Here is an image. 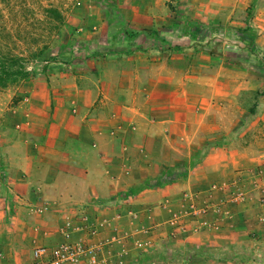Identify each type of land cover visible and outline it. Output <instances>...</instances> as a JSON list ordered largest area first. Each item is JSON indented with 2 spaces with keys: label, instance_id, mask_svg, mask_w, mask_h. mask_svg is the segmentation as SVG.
Here are the masks:
<instances>
[{
  "label": "rangeland",
  "instance_id": "374dc122",
  "mask_svg": "<svg viewBox=\"0 0 264 264\" xmlns=\"http://www.w3.org/2000/svg\"><path fill=\"white\" fill-rule=\"evenodd\" d=\"M212 1L0 0V71L4 67L8 75L0 86V227H7L10 237L20 205L11 192L16 176L11 150L29 144L27 117L37 115V100L51 93L52 76L81 83L132 70L134 81L144 83L143 102L156 98L181 118L197 115V134H207L193 148L196 153L264 149V120L259 119L264 115V44L257 41L264 26L257 24L253 0L231 23L215 18L220 11L210 10ZM20 71L29 75L23 78ZM193 97L196 103L188 111L182 102L190 99L192 105ZM237 161L233 154L226 179L214 180L217 187L203 192L224 204L223 219L217 211L207 217L182 213L184 229L179 233L168 223L171 234L149 242L134 264H264V232L253 220L264 216V159L246 166ZM23 207L41 213L36 203ZM249 207L262 211L257 216L242 211ZM222 223L226 236L220 234ZM190 225L199 234L211 231L212 245L195 242L198 233L189 234ZM46 245L34 240L22 248L28 252Z\"/></svg>",
  "mask_w": 264,
  "mask_h": 264
},
{
  "label": "crops",
  "instance_id": "0c3cea01",
  "mask_svg": "<svg viewBox=\"0 0 264 264\" xmlns=\"http://www.w3.org/2000/svg\"><path fill=\"white\" fill-rule=\"evenodd\" d=\"M253 1L257 24L264 26V0ZM212 2L210 10L220 11L215 18L231 23L251 1ZM262 32L257 41L264 44ZM52 78L51 93L37 100V115L27 117L29 144L20 142L19 149L11 150L16 174L11 192L20 205L8 229L12 236L0 227V264H32L31 250L22 247L34 240L53 247L66 237L97 248L98 264H134L149 242L171 234L168 223L179 233L184 229L182 213L207 217L217 211L223 219L224 204L203 192L217 187L214 180L226 179L233 154L237 165L264 159V149L196 153L193 148L207 134H197V115L188 112L181 118L156 98L143 102L144 83L134 81L132 70L81 83L67 75ZM195 103L193 97L192 105L190 99L182 105L190 111ZM31 203L41 208L39 215L23 207ZM259 210L242 211L257 216ZM254 218L263 233L264 216ZM187 228L189 234L195 230ZM219 230L226 236L223 223ZM197 236L195 242L212 245L207 228Z\"/></svg>",
  "mask_w": 264,
  "mask_h": 264
},
{
  "label": "built area",
  "instance_id": "2783aa9c",
  "mask_svg": "<svg viewBox=\"0 0 264 264\" xmlns=\"http://www.w3.org/2000/svg\"><path fill=\"white\" fill-rule=\"evenodd\" d=\"M32 264H98L97 248L83 241H64L53 246H40L31 251Z\"/></svg>",
  "mask_w": 264,
  "mask_h": 264
},
{
  "label": "trees",
  "instance_id": "16d2710c",
  "mask_svg": "<svg viewBox=\"0 0 264 264\" xmlns=\"http://www.w3.org/2000/svg\"><path fill=\"white\" fill-rule=\"evenodd\" d=\"M7 71L4 69L3 67V70L0 71V86H4V81H5V76H8ZM2 73L4 76H2ZM18 75L22 76L23 78L27 77L29 75V73H27L26 71H20L18 72ZM32 78H34L36 76L35 73H31L30 74Z\"/></svg>",
  "mask_w": 264,
  "mask_h": 264
}]
</instances>
